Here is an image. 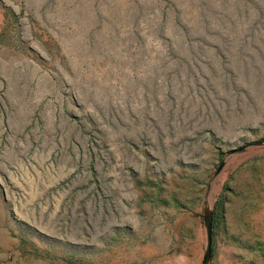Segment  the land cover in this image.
Masks as SVG:
<instances>
[{
  "label": "rangeland",
  "instance_id": "obj_1",
  "mask_svg": "<svg viewBox=\"0 0 264 264\" xmlns=\"http://www.w3.org/2000/svg\"><path fill=\"white\" fill-rule=\"evenodd\" d=\"M205 207L264 264V0H0V264H200Z\"/></svg>",
  "mask_w": 264,
  "mask_h": 264
},
{
  "label": "water",
  "instance_id": "obj_2",
  "mask_svg": "<svg viewBox=\"0 0 264 264\" xmlns=\"http://www.w3.org/2000/svg\"><path fill=\"white\" fill-rule=\"evenodd\" d=\"M203 224H204V248L201 254L200 264H206L211 253V210L205 207L203 210Z\"/></svg>",
  "mask_w": 264,
  "mask_h": 264
},
{
  "label": "trees",
  "instance_id": "obj_3",
  "mask_svg": "<svg viewBox=\"0 0 264 264\" xmlns=\"http://www.w3.org/2000/svg\"><path fill=\"white\" fill-rule=\"evenodd\" d=\"M213 213V210H212ZM214 227V223H213V217H212V228ZM212 233H213V229H212Z\"/></svg>",
  "mask_w": 264,
  "mask_h": 264
}]
</instances>
